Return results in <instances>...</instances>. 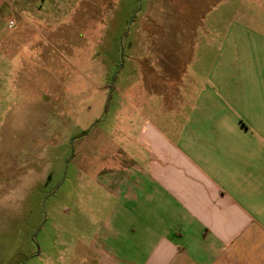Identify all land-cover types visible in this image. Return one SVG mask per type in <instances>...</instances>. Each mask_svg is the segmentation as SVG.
I'll return each mask as SVG.
<instances>
[{"label": "rangeland", "instance_id": "374dc122", "mask_svg": "<svg viewBox=\"0 0 264 264\" xmlns=\"http://www.w3.org/2000/svg\"><path fill=\"white\" fill-rule=\"evenodd\" d=\"M10 2L28 46L0 70V264H39L55 240L91 237L113 204L94 179L122 159V125L161 113L148 97L184 68L211 67L233 3Z\"/></svg>", "mask_w": 264, "mask_h": 264}, {"label": "crops", "instance_id": "0c3cea01", "mask_svg": "<svg viewBox=\"0 0 264 264\" xmlns=\"http://www.w3.org/2000/svg\"><path fill=\"white\" fill-rule=\"evenodd\" d=\"M10 1L0 0L3 72L28 46ZM232 3L211 67L184 68L149 94L161 113L138 112L129 135L122 125V159L94 179L113 204L91 237L55 240L39 264H264V0Z\"/></svg>", "mask_w": 264, "mask_h": 264}, {"label": "flooded vegetation", "instance_id": "af4514ba", "mask_svg": "<svg viewBox=\"0 0 264 264\" xmlns=\"http://www.w3.org/2000/svg\"><path fill=\"white\" fill-rule=\"evenodd\" d=\"M36 253H37V250H36V251L34 250L33 252L30 251L28 254H26L25 258H26V257H29V256H33V255H35Z\"/></svg>", "mask_w": 264, "mask_h": 264}, {"label": "built area", "instance_id": "2783aa9c", "mask_svg": "<svg viewBox=\"0 0 264 264\" xmlns=\"http://www.w3.org/2000/svg\"><path fill=\"white\" fill-rule=\"evenodd\" d=\"M12 23H9V26H11Z\"/></svg>", "mask_w": 264, "mask_h": 264}, {"label": "water", "instance_id": "95a60500", "mask_svg": "<svg viewBox=\"0 0 264 264\" xmlns=\"http://www.w3.org/2000/svg\"><path fill=\"white\" fill-rule=\"evenodd\" d=\"M132 21V18L130 19V21L129 22H131Z\"/></svg>", "mask_w": 264, "mask_h": 264}]
</instances>
